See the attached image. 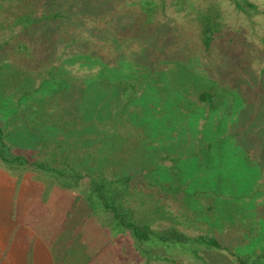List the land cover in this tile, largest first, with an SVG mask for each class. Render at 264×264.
Returning a JSON list of instances; mask_svg holds the SVG:
<instances>
[{"label": "trees", "instance_id": "trees-1", "mask_svg": "<svg viewBox=\"0 0 264 264\" xmlns=\"http://www.w3.org/2000/svg\"><path fill=\"white\" fill-rule=\"evenodd\" d=\"M39 2L0 0V57L4 65L0 66V112L16 111L24 101H29L24 111L28 127L37 132L55 129L70 133L84 125L86 103L94 96L88 97L91 82L95 81L109 95L120 92L124 102L121 109L124 126L111 139L116 149L106 154L110 156L109 162H90L99 151L96 146L62 156L65 145L50 142L45 144L43 158L31 163L11 151L0 125V164L11 173L30 165L58 187L48 201L54 220L43 225L51 231V245L58 241L61 247L57 264H120L114 263L110 250L115 236L128 239L139 254L157 262L170 261L160 249L186 250L198 257L201 247L221 248L215 237L204 234L192 237L180 231L175 218L168 216L161 196L175 199L181 195L190 208L197 201L196 193L191 194L188 189L192 183L188 181L191 169L184 168L181 156L168 152L164 157L171 166L166 169L167 182L161 183L159 190H149L154 170L148 169V174L142 175L147 186L136 182L138 176L132 171L136 165L139 168L146 165V147L153 143L150 123L137 104L141 90L154 86L163 103H176L189 114L205 111L212 114L224 105L232 82L220 78L212 82L211 77L206 78L200 71L201 65H197L203 53L215 54L222 63L246 57L248 47L240 30L229 25L224 0H135L120 9L101 13L92 27L95 39L88 42L87 52L82 56V64H98L101 68L87 79L54 75L53 69L48 70L52 49L48 50V45L35 40L31 33L63 17L61 12L38 16ZM66 3L85 5L82 0ZM228 3L238 14L252 17L259 13L250 0H228ZM168 13L173 14L176 28L160 39L157 32ZM64 29L71 33V28ZM66 32L59 31L63 38ZM49 40L55 42L60 38ZM136 43L141 48L132 51ZM70 56L68 63L74 65L79 54L71 52ZM37 81L38 89L30 90ZM43 89L44 95L40 94ZM150 150L156 152L155 148ZM85 179L89 182L84 189ZM225 187L226 183L218 178L215 186L204 190L221 194ZM44 196L47 200L48 196ZM166 221L169 227L162 226ZM259 229L251 227L247 235L255 237ZM250 243L256 245L255 240ZM249 244L236 248L238 255H242L237 258L238 264H264V253L252 254Z\"/></svg>", "mask_w": 264, "mask_h": 264}, {"label": "rangeland", "instance_id": "rangeland-1", "mask_svg": "<svg viewBox=\"0 0 264 264\" xmlns=\"http://www.w3.org/2000/svg\"><path fill=\"white\" fill-rule=\"evenodd\" d=\"M82 1L85 4L82 7L68 5L66 0L39 2L38 16L43 13L61 12L63 17L44 25L38 32L31 33L36 37L35 40L47 44L48 50L52 49L53 59L48 70L53 69L54 75L68 74L71 77L87 79L98 73L101 68L98 64L93 66L88 63L82 64L84 61L82 56L87 52L88 42L95 39L92 27L95 25L96 17L109 10L120 9L135 0ZM250 1L257 5L258 15L248 17L242 13L238 14L228 0H224L225 16L229 25L234 27V30H240V35L248 47L246 57L236 61L227 59L222 63L220 57H216L215 54L203 53L197 59V65H201L200 71L204 72L206 78L211 77L212 82L220 78L233 84L219 111L212 114L207 111L189 114L187 109H181L176 103H163L154 86L141 90L137 101L142 107L144 117H147L150 123L153 143L146 147L148 151L144 157L146 165L140 168L136 165V169L132 171L138 176L136 182L147 186L142 175L146 176L148 169L154 170L152 171L154 182L149 190H159L160 184L167 182L166 169L171 166L164 157L168 152H175L172 154L181 156L184 168L191 169L188 181L191 180L192 183L190 182L188 189L191 194L196 193L197 201H194L196 202L194 208H190L181 195L175 199L161 196L169 212L168 216L175 218L180 231L192 237L202 234L215 237L221 248L201 247L198 257L192 256L186 250L182 252L174 249L166 252L160 249L162 254L167 253L170 261L157 262L149 261L139 254L135 245L128 239L115 236L110 246L114 263L118 261L120 264H238L237 258L242 255H238L236 248L253 240L256 245L252 246L250 243L248 246L252 254L264 253V44L262 42L264 0ZM77 8L78 11L75 10ZM168 14L163 16L157 32L160 39L168 36L172 28L173 30L176 28L171 16L173 14ZM65 27L71 28L70 34L66 32ZM60 30L67 33H63L65 38L61 37ZM56 38L60 40L55 42L49 40ZM140 48V44L136 43L131 50L139 51ZM71 52L79 54L74 65L68 63ZM5 65L8 68L9 62ZM0 66H4L2 57H0ZM155 66L158 68L159 64L155 63ZM90 84L88 97L94 96L93 100L88 99L86 103L84 125L81 124V129L70 133L55 129H43L37 132L28 127L24 111L29 101H24L16 111L12 109L13 111L0 112V125L5 130L4 140L11 151L17 156L23 155L32 163L43 158L46 143L58 142L65 145L62 156L67 152L96 146L99 151L90 162L92 164L101 160L109 162L110 156L106 154L116 149L111 145V139L118 133L119 128L122 130L124 126L121 117L124 102L120 92L109 95L95 81ZM38 87L37 81L30 90L36 91ZM40 94H45L44 89ZM151 148H155L156 152L151 151ZM197 155L198 158H195ZM88 162L87 158L85 163ZM218 178H222L226 183L223 193L204 190L205 187L215 186ZM88 182V179L83 181L84 189ZM185 183L188 184L187 181ZM0 184L7 186L12 184L9 186L11 187L9 193L15 194L17 200L27 201L29 206L26 212L29 217L32 216L30 219L33 221L37 219L42 225L48 223L43 218L53 214L48 201L58 189L56 184L53 185L52 181L34 171L30 165L11 173L1 164ZM44 195L48 196L47 200L44 199ZM216 196L218 198H215ZM210 205L214 206V210L209 209ZM18 207L17 203L8 201V210L0 209V219L7 212L17 213ZM10 225L11 229L20 231L15 236L8 234L14 237L8 238L11 243L0 264H24V260L21 261L23 256L20 258L17 252L22 250V243L28 245L31 243L30 240L27 243L24 236L29 230H21L22 225L17 222ZM162 226L169 227V222H162ZM251 227L256 230L260 228L255 237L247 235ZM248 239L251 241L249 242ZM249 254L246 252V255Z\"/></svg>", "mask_w": 264, "mask_h": 264}, {"label": "crops", "instance_id": "crops-1", "mask_svg": "<svg viewBox=\"0 0 264 264\" xmlns=\"http://www.w3.org/2000/svg\"><path fill=\"white\" fill-rule=\"evenodd\" d=\"M8 185L11 186L12 184ZM9 186L0 184V209L8 210V201H10L18 204L19 211L17 213L12 211L11 214L7 212L0 219V261L6 256L7 248L11 243L8 238H13L20 231L17 232V230L11 229L10 223L15 224L17 222L22 225L21 230H29V233L24 236L27 243L28 240L31 241L29 245L21 244L22 250L17 252L20 258L23 256L21 261L24 260V264H57L56 256H59L62 252L58 241L51 245V241H49V238H52L51 231L39 223L37 219L34 221L30 219L32 216L29 217L26 212V208L29 206L27 201L17 200L15 194L9 193V188H11ZM43 219L48 223H52L54 216H44ZM8 234H13L14 236H8Z\"/></svg>", "mask_w": 264, "mask_h": 264}]
</instances>
